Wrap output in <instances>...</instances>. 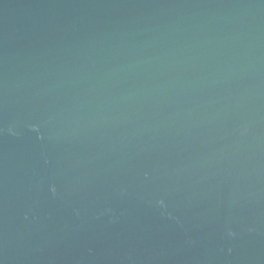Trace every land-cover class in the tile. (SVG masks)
I'll return each instance as SVG.
<instances>
[{"label":"water","instance_id":"obj_1","mask_svg":"<svg viewBox=\"0 0 264 264\" xmlns=\"http://www.w3.org/2000/svg\"><path fill=\"white\" fill-rule=\"evenodd\" d=\"M0 264H264V0H0Z\"/></svg>","mask_w":264,"mask_h":264}]
</instances>
